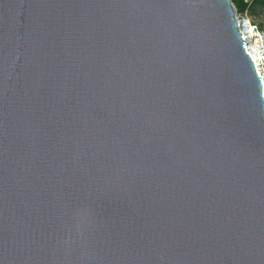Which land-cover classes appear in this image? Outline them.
Listing matches in <instances>:
<instances>
[{"label": "water", "instance_id": "95a60500", "mask_svg": "<svg viewBox=\"0 0 264 264\" xmlns=\"http://www.w3.org/2000/svg\"><path fill=\"white\" fill-rule=\"evenodd\" d=\"M232 0H0V264H264V83Z\"/></svg>", "mask_w": 264, "mask_h": 264}, {"label": "bare ground", "instance_id": "6f19581e", "mask_svg": "<svg viewBox=\"0 0 264 264\" xmlns=\"http://www.w3.org/2000/svg\"><path fill=\"white\" fill-rule=\"evenodd\" d=\"M238 25L246 42V51L253 60L256 70L261 78H263L262 80L264 83V76H262L260 72L261 66L264 64V54L262 51L263 39L261 37L253 36V30L248 21H238Z\"/></svg>", "mask_w": 264, "mask_h": 264}, {"label": "rangeland", "instance_id": "374dc122", "mask_svg": "<svg viewBox=\"0 0 264 264\" xmlns=\"http://www.w3.org/2000/svg\"><path fill=\"white\" fill-rule=\"evenodd\" d=\"M251 2L252 0H246ZM236 19L238 21H248L251 24L253 30V36L261 37L263 39L262 51L264 54V7L257 6L254 13L250 12H235ZM260 72L264 76V64L261 66Z\"/></svg>", "mask_w": 264, "mask_h": 264}, {"label": "trees", "instance_id": "16d2710c", "mask_svg": "<svg viewBox=\"0 0 264 264\" xmlns=\"http://www.w3.org/2000/svg\"><path fill=\"white\" fill-rule=\"evenodd\" d=\"M234 8L236 12L243 13V12H250L254 13L257 6L264 7V0H252L248 2L246 0H232ZM261 29H264L261 28Z\"/></svg>", "mask_w": 264, "mask_h": 264}, {"label": "built area", "instance_id": "2783aa9c", "mask_svg": "<svg viewBox=\"0 0 264 264\" xmlns=\"http://www.w3.org/2000/svg\"><path fill=\"white\" fill-rule=\"evenodd\" d=\"M263 79V78H262ZM263 96H264V91H263Z\"/></svg>", "mask_w": 264, "mask_h": 264}]
</instances>
